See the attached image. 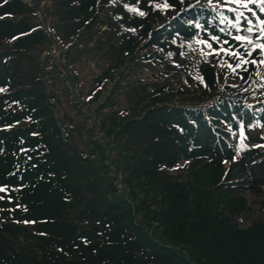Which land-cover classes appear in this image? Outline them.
<instances>
[{
	"label": "rangeland",
	"instance_id": "374dc122",
	"mask_svg": "<svg viewBox=\"0 0 264 264\" xmlns=\"http://www.w3.org/2000/svg\"><path fill=\"white\" fill-rule=\"evenodd\" d=\"M117 1L100 4L95 16L83 21L77 0H24L29 9L20 17L26 26L44 32L43 44L25 52L10 50L9 57L17 65L22 82L38 85L49 100L45 129L59 137L57 152L71 158V181L80 193V202L70 207V213H76L91 196L126 198L129 220L153 237L158 247L187 264H213L195 246L200 235L213 231L222 221L230 228L264 222V169L259 174L263 184L258 186L241 174L243 152L253 147L264 151V127L243 128L236 139L230 126L219 123L225 144L234 152V158L224 161L220 168L205 158H184L174 166L150 170L148 151L157 141L135 131L132 125L157 107L167 108L173 102L210 104L220 92L254 98L251 79L243 76L250 71V53L243 55L221 46L209 48L194 40L188 50L190 61L215 72L216 84L206 86L200 69L195 70L189 60L177 57L178 61L171 63L169 54L149 40L172 25L173 18L159 23L168 16L162 6L163 18L141 28L117 16ZM191 1L180 0L183 6ZM202 1L222 11L228 7L225 0ZM129 11L140 13L133 8ZM219 14L221 19L225 17ZM242 35L254 40L249 32ZM260 65L256 63L249 74H261ZM174 74L189 77L194 83L169 87L163 78L171 84ZM261 159L264 167V156ZM179 185L189 191L183 192ZM174 198L188 204L182 220L167 214ZM34 228L17 223L11 238L27 249H37Z\"/></svg>",
	"mask_w": 264,
	"mask_h": 264
},
{
	"label": "trees",
	"instance_id": "16d2710c",
	"mask_svg": "<svg viewBox=\"0 0 264 264\" xmlns=\"http://www.w3.org/2000/svg\"><path fill=\"white\" fill-rule=\"evenodd\" d=\"M109 1L77 0V11L85 21L95 16L100 4ZM165 4L169 5L167 9ZM190 5L193 7L183 6L180 0H118L116 9L119 18L146 28L163 18L159 8L162 6L168 18L159 23L173 18L172 25L154 33L149 40L169 54L171 63L181 58L190 61L188 50L194 40L213 47L222 46L227 40V47L234 46L231 27L219 20V13L232 18V12L215 9L213 4L202 0H193ZM130 8L139 9L140 13L134 15ZM27 9L24 0L0 1V89H3L0 91V185L9 189L0 192L3 197L0 199V264H187L174 253L158 247L153 237L129 220L126 198L91 196L76 213H70V207L80 202V193L71 181V158L65 152H57L59 137L45 129L49 100L38 85L22 82L17 65L9 57L10 50L25 52L43 44L44 32L26 26L20 17ZM180 13L182 15L177 16ZM187 18H193L192 26L185 25ZM197 22L202 25L199 29L194 27ZM213 36L219 39L213 40ZM261 41L259 43H264V39ZM129 45L130 40L127 49ZM250 52L251 61L264 60L259 49ZM190 62L195 70L200 69L199 75L206 86L216 84L213 70ZM250 64V71H245L243 76L251 79L254 98L231 97L220 92L218 99L210 104L173 102L167 108L157 107L132 125L135 131L157 141L148 151L150 170L174 166L184 158H205L215 168H220L224 161L234 158L218 124L236 130L242 123L254 125L257 119L264 123V64L260 65L261 74L259 71L257 75L249 74L255 66ZM173 76L171 84L163 78L169 87L194 83L189 77ZM159 92L164 91L160 88ZM263 153L255 147L243 152L241 174L257 186L263 184L259 175L264 169ZM179 187L185 193L189 191L186 186ZM186 209L188 204L174 198L167 207V214L182 220ZM17 223L35 227L37 249L14 243L11 237ZM195 246L213 264H264V222L247 228H230L228 222H219L213 231L200 235ZM32 253L36 254L35 258L30 257Z\"/></svg>",
	"mask_w": 264,
	"mask_h": 264
},
{
	"label": "snow or ice",
	"instance_id": "6c2138e0",
	"mask_svg": "<svg viewBox=\"0 0 264 264\" xmlns=\"http://www.w3.org/2000/svg\"><path fill=\"white\" fill-rule=\"evenodd\" d=\"M211 2V0H210ZM232 3H235V4H239L242 8H246L248 9L249 12L252 13V15L256 16V19L260 25V28H259V32L261 34V38L264 39V19L260 18L256 12L249 7L250 4H255V5H258L259 6V9H260V12H264V0H232ZM169 7L168 4H165V9H167ZM189 7H193V5H189ZM137 11H140L139 9H136ZM233 11H236L237 13V16H236V21L238 22L240 20V18L243 16V13H241L239 11V9H233ZM143 14V13H141ZM179 17H177L178 19ZM223 23V21H221ZM185 25L186 26H192L193 25V18H187L185 21H184ZM247 23L248 25H250V27L248 28V31L249 32H253L255 29L254 27L252 26L254 24V22L251 20V19H248L247 20ZM194 27L196 29H199L202 27V25L197 22L195 23ZM221 31H223V29H221ZM180 34V31L177 30V35ZM191 34V33H190ZM16 37H13V39H15ZM213 40H217L219 39L218 37L216 36H213L212 37ZM235 39L237 41H247L249 44L252 45V48L253 49H259L260 52H261V55H264V43H259V42H253L252 41V38L249 37V36H244V35H237L235 37ZM203 43H208L207 41H203ZM208 47L209 48H212V45L211 44H208ZM215 51V50H214ZM182 55V54H181ZM249 61L245 60V63H248ZM252 64H256V63H260V64H264V60H260V61H251ZM236 67H241L240 64H237ZM202 79V78H201ZM0 91H3V89H0ZM5 191H9V189L7 188L6 185H0V192H5ZM0 199H3V197H0ZM9 200L12 199L11 196L8 197ZM17 207H20L19 204H17ZM26 210V209H25ZM26 223L29 222V221H25Z\"/></svg>",
	"mask_w": 264,
	"mask_h": 264
}]
</instances>
